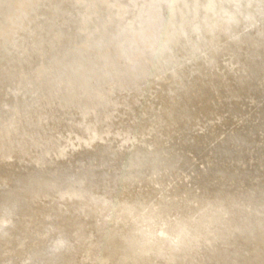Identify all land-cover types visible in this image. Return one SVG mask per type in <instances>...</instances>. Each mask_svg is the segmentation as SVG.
Returning a JSON list of instances; mask_svg holds the SVG:
<instances>
[{
  "label": "bare ground",
  "instance_id": "6f19581e",
  "mask_svg": "<svg viewBox=\"0 0 264 264\" xmlns=\"http://www.w3.org/2000/svg\"><path fill=\"white\" fill-rule=\"evenodd\" d=\"M203 64L263 109L264 0H0V264H264V216L198 223L152 183L145 84Z\"/></svg>",
  "mask_w": 264,
  "mask_h": 264
},
{
  "label": "rangeland",
  "instance_id": "374dc122",
  "mask_svg": "<svg viewBox=\"0 0 264 264\" xmlns=\"http://www.w3.org/2000/svg\"><path fill=\"white\" fill-rule=\"evenodd\" d=\"M219 64L213 69H221L222 64ZM203 66L195 79L189 76H186L187 81L177 79L179 84H184L185 92L178 98L167 95L170 76H156L145 84L152 91L149 102L153 106L145 124L147 141L153 149L161 144L159 153L155 154L159 155L158 160L164 167V173L156 172L151 176L154 177L152 183L159 181L157 187L166 188L170 196V202L166 203H176L198 223L203 217L211 219L218 213L241 222L235 215L239 211L247 221L256 213L263 217L264 207L260 206L257 211V207H253L257 201L264 203V107L260 109L261 97L241 90L240 80L233 83L234 80L230 81L227 76L219 78L216 70L204 74ZM171 88L174 90L175 86ZM167 126L174 130L166 137L161 132ZM178 127L179 136H175ZM180 157L185 159L183 165L178 163ZM247 163L248 173H242ZM128 177L135 179L136 175L128 174ZM136 186L140 188V183ZM148 189L145 185L144 190L138 191L141 202L136 206L135 215L140 217L156 203V200H145ZM178 193L183 195L184 202L178 199ZM173 213L171 210L170 214ZM181 237L182 241L177 238L180 243L186 240V234ZM207 237L202 241L212 238V234L207 233ZM126 246L133 247L131 242ZM140 255L137 252L135 257Z\"/></svg>",
  "mask_w": 264,
  "mask_h": 264
}]
</instances>
